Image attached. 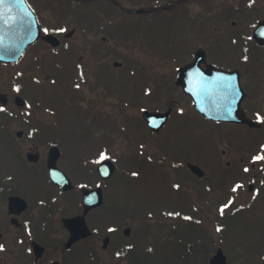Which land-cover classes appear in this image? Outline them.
Masks as SVG:
<instances>
[{
    "label": "rangeland",
    "instance_id": "374dc122",
    "mask_svg": "<svg viewBox=\"0 0 264 264\" xmlns=\"http://www.w3.org/2000/svg\"><path fill=\"white\" fill-rule=\"evenodd\" d=\"M105 5L111 13L108 19H114L110 26L112 35L104 44L105 50L111 53L112 93L109 101L107 99L112 107L111 125L106 131L102 130L105 128L99 130L87 116L90 112H85L78 107V102L71 100L62 102V115L58 120L64 129L78 132L74 133L77 142L71 150L78 154L80 161L74 158L75 166L71 170L76 179L94 181L96 162L87 166L84 161H93L104 144L107 145L105 152L120 168L114 189L107 191L109 203L120 207L118 210L113 208L107 218L104 212H97L90 223L101 227L100 232L106 227L109 231L118 224L121 236H124L123 228H131V237L157 242L161 256L151 255L154 258L151 260L143 258V264H210L209 260L218 248L223 249L228 264H264V166L259 168L257 163L264 158V145H261L264 130H234L223 124L206 122L188 106V100L182 99L181 90L169 83L176 77L175 63H184L191 50L186 34L191 25L189 11H193V5H179L175 9L152 8L150 13L149 10L147 13L138 11L149 4L124 0L117 6ZM75 7L81 17L91 13L86 6ZM250 7L246 8V15L238 17L246 25L264 15L263 2L254 9ZM108 19L101 18L94 24ZM246 25L242 24V27L248 28ZM97 32L98 27L95 33L80 32L75 41L80 44L77 56H84L85 62L90 61L87 46L97 37ZM95 42L102 45L100 38ZM40 49L31 52L28 70L44 77L47 101L54 108L60 104L57 101L60 94H66L67 89L71 92L72 80L68 88L65 89V85L59 88L58 83L63 81L65 84L64 80L71 78L70 74L64 77L60 69H49L53 77L48 78L46 71H34L38 65L35 57ZM212 56L227 63L228 57L223 52ZM116 61L121 65L115 66ZM140 66L147 67L148 71H142ZM89 68L92 73V65ZM150 72L155 79L151 78ZM100 75L105 76L102 69ZM141 86L144 91L147 87L151 91H143V94ZM44 92L36 85L31 95L37 98ZM124 98L129 100L124 113L129 115L122 111ZM175 104L187 111L174 114L159 135H152L147 126L141 124L144 109L165 111ZM74 105H77L76 112L72 109ZM73 137L70 142L75 140ZM140 141L145 144L137 149ZM7 142L2 139V149L11 151L13 148ZM249 142H253L252 145ZM251 156L256 162L250 160ZM188 161L202 166L206 170L205 177L190 173L186 167ZM244 162L250 166L246 172L241 167ZM251 162H255L254 168ZM250 183L254 184L252 191L248 189ZM237 209L240 211L232 213ZM233 214L236 216L231 219ZM182 217L190 218L193 224L182 221ZM186 239L193 243L189 248L190 256L186 254ZM8 248L10 250V246ZM10 255L2 252L0 258Z\"/></svg>",
    "mask_w": 264,
    "mask_h": 264
},
{
    "label": "flooded vegetation",
    "instance_id": "af4514ba",
    "mask_svg": "<svg viewBox=\"0 0 264 264\" xmlns=\"http://www.w3.org/2000/svg\"><path fill=\"white\" fill-rule=\"evenodd\" d=\"M28 1L38 15L41 37L29 47L20 61H0V253H11L9 258H0V264H143V258L154 259L151 255H160L157 242L131 237V228H123L124 236H121V226L118 224L109 231L106 227L100 232L101 227L90 223L97 212H104L103 215L107 218L108 215L111 216L113 208L118 210L120 207L113 202L109 203L107 198L108 189H114L113 177L104 180L95 168L93 183L81 186L80 183L85 180L76 179L71 172L75 159L78 160V154L71 152L77 142V135L74 133L78 132L70 128L64 129L58 124L62 115V102L71 100L73 103L78 102V107H82L85 112H90L87 116L99 130L105 128L102 130L106 131V127L111 125L112 107L107 102L112 93L113 81L109 76L111 53L105 50L104 44L112 35V19H108L111 13L105 4H123L124 0ZM125 1L160 5L164 9L193 5V11H189L192 15L189 16L191 25L186 34L191 50L184 64L193 62L199 51L205 59L193 62L190 71L192 74H199L205 79L212 75L210 66L230 71L229 76L218 86L220 96L230 101H241L247 117L259 122L260 127L207 119L194 108L191 96L181 85L176 84V77L169 80V83L181 90L184 96L182 99L188 100V106L193 107L206 122L223 124L232 129L264 128V44L252 37L253 25L261 18L255 17L248 25L238 18L247 14V5L256 6L264 3V0ZM75 6H86L91 9V13L81 17ZM147 10L138 9L143 13H147ZM104 17L108 19L106 22L94 24ZM242 24L248 28L242 27ZM97 27V37L87 46L90 61L85 62L84 56H77L80 44L75 41H78L80 32L95 33ZM45 35L49 36L43 38ZM98 38L102 45L95 42ZM40 47L35 57L38 62L36 71H46L48 78L53 77L49 69H60L64 77L70 74L71 78L64 80L65 84L63 81L58 83L59 88L64 85L65 89L68 88V83L72 80L71 92L67 89L66 94H60L62 96L57 98L60 104L54 108L47 101V87L44 84L47 82L44 77L41 79L37 72L28 70L27 60L31 52ZM217 52H223L228 57L227 63L212 56ZM90 65L94 76L90 72ZM174 68L177 75L178 67L175 65ZM101 69L105 76L100 75ZM207 83L201 84L209 90L211 87ZM36 85L45 90L37 98L32 96ZM142 88L143 86L141 92ZM18 98L22 100L18 101ZM121 105L122 111L126 112L128 98H124ZM72 109L76 112L77 105ZM170 109L167 124L172 121L174 114L181 115L186 111L180 104H175ZM71 137L75 140L70 142ZM2 139L12 146L11 151L2 149ZM54 156H58L56 165L70 178V183L66 181L60 186L52 181L49 161ZM87 186H101L103 201L85 214L90 232L82 231L80 237L73 238L65 219L83 214L82 189ZM13 197L19 199L13 202Z\"/></svg>",
    "mask_w": 264,
    "mask_h": 264
},
{
    "label": "water",
    "instance_id": "95a60500",
    "mask_svg": "<svg viewBox=\"0 0 264 264\" xmlns=\"http://www.w3.org/2000/svg\"><path fill=\"white\" fill-rule=\"evenodd\" d=\"M16 4L24 8V10L26 11V16L24 18L23 17L18 18L19 20L18 29H20V32L16 36L17 49L15 50V52L14 51L11 52L8 46H5L3 44L0 45V60H3V61H14V60L20 59L25 53L28 46L31 45L38 38L40 34L36 16L33 13V11L30 9L27 1L26 0H16ZM263 29H264V23H262V25L256 30L255 36L264 38ZM196 105L202 112H204L210 118L226 119V117L207 113L206 100L202 101L201 99H196ZM167 116H168V113L161 114V113L149 112V111L144 112L145 119L147 120L150 127L154 130L160 129V127L165 123ZM154 123L158 124V126H154ZM189 166L191 170L197 173L200 177H202L205 174L204 170L200 166L191 164V163H189ZM102 169L105 170V166H102ZM113 169H114V166L112 167V170ZM55 172L58 174V175L56 174V177L59 178L57 182L60 183L61 182L60 180L63 179V175H61L59 171H55ZM103 173H109V172L104 171ZM84 192H85L88 204L94 205L97 202L95 200V191L85 190ZM89 208L90 207L86 208V211ZM65 222L70 228L75 230V236L79 235L78 233H80L82 229H84V226H86L83 216L76 217L73 219H67L65 220ZM210 263L211 264H227V257L221 248H219L217 253L210 259Z\"/></svg>",
    "mask_w": 264,
    "mask_h": 264
},
{
    "label": "snow or ice",
    "instance_id": "6c2138e0",
    "mask_svg": "<svg viewBox=\"0 0 264 264\" xmlns=\"http://www.w3.org/2000/svg\"><path fill=\"white\" fill-rule=\"evenodd\" d=\"M0 3H3V0H0ZM0 42H2V41H0ZM154 126H158V124L154 123Z\"/></svg>",
    "mask_w": 264,
    "mask_h": 264
}]
</instances>
